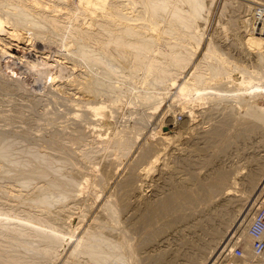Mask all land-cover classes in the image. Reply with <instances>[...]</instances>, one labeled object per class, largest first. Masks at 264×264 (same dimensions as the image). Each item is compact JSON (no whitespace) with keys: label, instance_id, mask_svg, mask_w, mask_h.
I'll return each instance as SVG.
<instances>
[{"label":"rangeland","instance_id":"374dc122","mask_svg":"<svg viewBox=\"0 0 264 264\" xmlns=\"http://www.w3.org/2000/svg\"><path fill=\"white\" fill-rule=\"evenodd\" d=\"M121 1L125 2V0ZM206 1L207 3L212 1V3L208 11H203V18L197 21L199 30L202 32V41L198 50L194 43L189 41V38L181 35V42L185 46L187 45V49H195L196 52H193L192 62L183 70L178 81H181L182 78L185 79L190 74L189 72L195 69V65L202 63L205 70L202 72L206 75V77L204 76L205 83L198 86L199 89L197 88L198 93L190 94L185 99L172 98L175 91L179 88V90L182 89L181 83H177V86L174 84L177 90L175 87L168 88V86L160 88V85L146 89L145 85L149 86L150 76L144 80L147 81V84L143 85L141 75L144 74L140 70L137 72L139 74L132 76L125 67H122L118 69L121 72L117 70L109 76L112 81L106 80L108 77L102 74V72L105 73L103 66L96 62L81 60L74 54L75 57H73L69 51L68 48L71 45L83 44L82 40L77 39V42L73 40L76 38L69 37L66 40V37L61 33H53L47 24L41 25L47 37L42 43V45L44 44L43 49L41 47L42 53L28 50L25 56L20 57L22 60L17 59V61H6L0 57V142L2 145L4 143L9 145L8 158H0V221H2L0 222V232L4 233V236L6 235L2 237L0 233L1 251L10 250L13 247V250L8 252L9 255L11 253L13 255L15 250L14 252H19L15 254L22 257V260L27 262L32 260L31 264L41 262V264H66L67 262L64 261L75 264L78 259L77 262L83 264L87 256L83 253H80L84 255H81V258L76 256L77 240L86 229L99 227L97 228L99 232L105 233L110 239L113 237L111 240L114 242L123 243L124 246L127 241L126 244L130 249L127 248L129 252L124 251L127 256L126 264H264V253L260 257L247 255L246 247L250 243L246 232L248 228L245 229L244 224L241 223H239L240 226L239 224L234 226L237 220L244 219L245 221L247 217L250 223L255 212L261 209L260 206L264 207V119L252 117L249 111V107L264 108L263 87L256 86L259 89L254 87L258 81H262L264 78V0ZM56 3L54 2V4ZM74 3L73 0H70L66 3L63 2L64 5L62 3L59 5L75 9L76 6L72 7ZM49 4L53 3L50 1ZM61 6L58 8L62 9ZM4 8L3 10H6ZM67 8H63L62 13L67 12ZM84 10L76 11V16L72 14L73 18L79 16L77 19L80 23L85 21V23H90L91 21L90 25L92 26L96 20L101 22L102 17L97 16L99 11H93L96 13L95 17L93 14L90 16V10ZM0 16L2 20L4 19V25L10 27L11 17L1 11ZM159 30H149L148 33H153L155 38L161 37V42L158 41L159 38L157 39L161 44L174 41L167 39V35ZM6 35L1 34L0 38H4L3 41H0L1 43H7L9 38ZM31 39L30 42L35 38ZM48 40L50 41L47 42ZM85 44L91 53L99 54L101 52L98 43L93 41L92 43L85 42ZM207 47L219 55L218 57L222 55L221 60L223 61L221 62L224 64L218 59L208 56L205 51ZM57 48L62 50L61 53ZM181 48L185 51L182 46ZM63 54H67L69 58L72 57L75 62L77 61V67L75 68L73 63H70L73 62L72 60L62 58ZM38 65H42L44 71L46 68L47 72L45 71V73L41 69L42 66H39L41 69L39 70ZM59 66L66 67V70ZM88 69H93V72ZM64 70L66 73L63 72ZM94 70L97 75H94L96 74ZM39 71L44 73L40 72L41 75ZM226 72L232 74V81L229 80V74ZM54 73L56 76H60L54 78ZM85 74L87 75L85 76ZM98 74H102V76L99 77ZM251 74L256 80L251 78ZM75 75L80 76L76 77ZM72 76H75L74 79ZM82 76H89L88 79L97 77V80L105 82L104 84L113 83L115 85L116 83L117 86H115L120 91L117 89L115 94L118 95L108 98L105 85L99 88V90H105H103L104 93L103 91L98 92V96L91 92L82 95L76 88L78 80L81 81ZM207 76L210 77L206 80ZM137 77L141 79L138 80ZM241 78L248 79L247 85L251 87L250 90H253L252 93H255V96H250L248 91L239 89L240 83L239 86L237 83L241 82ZM60 79L62 80L60 81ZM69 80L75 82L72 84ZM190 80L191 78L187 81L191 83ZM225 81L227 82L224 83ZM127 84L133 85L129 87ZM126 89L129 91L128 93ZM228 89L230 90L228 91ZM156 93L164 95L160 101H152L151 97ZM180 103L182 107L178 105ZM223 115L225 119L222 117ZM162 137L166 139L165 142ZM160 138L162 143L159 142ZM148 148H152L153 151L148 158L144 159L142 167L145 174L142 177L137 175L130 177L133 168L142 159L144 152L149 150ZM37 151L46 156L44 159L46 163L32 155ZM112 162H114L113 165H111ZM34 171L43 172L42 176L44 177L37 175ZM33 172L36 174V178L31 175ZM25 178H27L26 181L30 180L24 182ZM56 179L60 180L63 187L67 189V197L60 199V196L54 194L53 197H49L51 201L45 208L38 203L36 205L37 201L34 202L38 197L36 194L43 191L39 189L40 192L36 188L42 187V185L45 187L49 185V181ZM125 182H133L136 186L128 194L132 199L128 198V204L123 207L119 196L124 191ZM213 187L216 188L215 191L210 190ZM205 189L209 190L204 191ZM46 190L48 188L44 189V191ZM177 193L180 196L174 198ZM167 197H172L171 208H175L172 209L173 212L171 211L173 214L161 217L155 224H145L142 217L147 210L162 204L167 200ZM39 206L41 207L39 208ZM112 207L115 208V211L112 210ZM181 207H188L186 211L188 215L179 212ZM262 212L264 213V208ZM157 214L159 213L157 212ZM27 215L33 218H29ZM35 215L36 218L40 217V223ZM41 215H45L46 219ZM95 216L100 219H94ZM41 217L53 222L54 224H51L53 227L54 225L58 226L54 229L61 238L58 236L57 244L59 245L56 247L55 254H41V257L35 251H27L21 244L20 247L19 243L16 245L17 248L10 246L11 242L14 243L11 235L13 237L16 232L21 230L24 235L27 233L25 237L22 235L24 244L28 243L29 245V242L33 240L36 244L34 247L38 246L40 250L44 245L43 242L46 243V241L40 240L42 242H39L36 240L38 238L32 235L37 228H40L43 220ZM23 218L25 219L23 220ZM27 219H33L31 221L36 226ZM17 221L27 224L24 225ZM140 222H142V226ZM38 224L39 226H37ZM92 224L99 225L96 227ZM27 225L28 227L24 228ZM16 226L21 228L18 227L17 230ZM137 226L138 228H136ZM25 229L30 230L28 232ZM32 230L33 232H30ZM154 230L157 232L146 240V244L144 239H147L149 232H154ZM72 232L75 233L72 234ZM62 233L64 234L62 235ZM230 234H233V238L228 241L232 246V251L221 252V247ZM7 235L9 236L7 237ZM62 236L66 237L62 238ZM71 237L73 238L71 239ZM142 243L147 245L146 248ZM35 244L31 243L32 246ZM235 247L242 252L241 257H236ZM72 250H75L74 253ZM20 251H22V256H20ZM71 252L74 255H71ZM33 253L38 255L34 258ZM76 253L80 255L78 251ZM245 254L247 256H244ZM0 256H2L1 252ZM0 258V261L4 259ZM5 261L4 259L3 262ZM3 262L0 264H8ZM120 264L125 263L120 261Z\"/></svg>","mask_w":264,"mask_h":264},{"label":"bare ground","instance_id":"6f19581e","mask_svg":"<svg viewBox=\"0 0 264 264\" xmlns=\"http://www.w3.org/2000/svg\"><path fill=\"white\" fill-rule=\"evenodd\" d=\"M51 1V3L53 4H49V2ZM58 6H57V3ZM59 1V2H58ZM66 1H70V0H0V11L2 13H5V15L7 14L8 17H11V22L10 23V27L9 26H5L4 25V19L2 20V17L0 16V36L1 34H7V38H6V42H0V57L2 58V60H9V61H17V59L22 60L20 57H23V55L25 56V53L29 50L30 52L32 51H38L41 52V47L43 49L44 44L42 45L43 41L45 40L46 34H44V31L41 28V25L43 24H47L48 26L51 27L53 33H61L62 35H64L66 37L69 38H76L73 40L79 39L83 41V44H73L71 45L68 49L69 51L72 53V55L74 54L75 56H79L82 59H84L86 62H96L99 65L103 66L105 68V73L102 72V74L104 76H107L108 78L106 80H108L110 75H113L115 72H117V70L119 68L125 67L130 75L134 76L137 75L139 73L137 72H142L144 75H141V78L143 79V85L147 84V81H144L147 79V77L150 78V81L148 80V85H145L146 89L147 87H151V86H155V85H160L161 86H168V88L171 87H175L174 84H176V86L178 84L181 83L182 85V89L181 90H177L175 87V91L176 93H173L172 98H184L190 96V94L193 93H198L197 88L198 86L202 85L205 83V77L206 75L204 74V72H202V70H204L202 67L203 63L201 65H195V69L192 72H189L187 75V77L184 79L182 78L181 81H178V77L181 76V74L183 73V70H185L188 65L190 64V62H192V55L194 54L193 52L195 49H187V45L185 46V44H183V42H181L182 38L181 35H184L186 38H189V41H192L195 45V47L197 48L196 50H198V46L199 44H201L200 42L202 41V32L199 30V26L197 24V21L199 19L203 18V11H208L210 9L209 6H211L212 1L208 4L206 0H125V2L121 1V0H73L75 3L72 7L76 6L75 9L74 8H67V6H65L68 10L67 12L65 11V13H62V9L65 8L64 6L62 7L61 5L63 4V2L66 3ZM54 2L56 4H54ZM60 3H62L61 5H59ZM68 4V3H67ZM87 4V6H86ZM64 5V4H63ZM66 5V4H65ZM233 5V4H232ZM59 6L62 7V9L58 8ZM69 6V5H68ZM6 8V10H3V8ZM4 8V9H5ZM87 8V9H86ZM90 10V16L93 14V16H95L96 13H94L93 11H99L97 16L99 15V17H102L101 22H98L96 20V23L92 25H90V23H85V22H81L76 18H73V15L76 16V11H80V10ZM61 11V13H60ZM76 12V13H75ZM73 14V15H72ZM80 14V13H79ZM87 14V13H86ZM82 16V15H80ZM86 16V15H85ZM96 17V16H95ZM98 17V18H99ZM100 17V18H101ZM86 18V17H85ZM88 19L89 16H88ZM76 20H78V22H76ZM87 20V19H86ZM92 20V19H91ZM84 21V20H83ZM88 21V20H87ZM100 21V20H99ZM229 21V20H228ZM147 22V24H146ZM234 23V22H233ZM161 25H163L161 27ZM227 25V24H226ZM234 25V24H233ZM45 26V25H44ZM43 27V26H42ZM233 27V26H232ZM46 28V27H45ZM160 29L161 32L163 34L167 35V39L169 40H174V41H167L165 43H159L161 42V37L155 38L153 36V33H148L149 30L151 31H155ZM225 29V28H224ZM228 29V27H227ZM159 30V31H160ZM224 32V31H223ZM47 33V32H46ZM57 33V34H58ZM160 33V32H159ZM226 33V31H225ZM60 34V35H61ZM50 36V35H48ZM55 36V35H54ZM59 36V35H58ZM31 38H35L34 41L30 42L29 40H32ZM47 38V37H46ZM50 38V37H49ZM52 38V36H51ZM50 38V39H51ZM58 38V37H57ZM68 38V40H69ZM4 38H0V41H3ZM53 39H55L53 37ZM59 39V38H58ZM58 39H56V41H59ZM158 39V41H157ZM163 39V38H162ZM64 40V39H63ZM71 40V39H70ZM50 40H48L47 42H49ZM96 42L98 43V45H100V49L101 52H99V54H93L91 53V51L87 48L88 46L85 44V42ZM46 42V43H47ZM52 42V41H51ZM60 42V41H59ZM78 42V41H77ZM235 42V41H234ZM75 43V42H73ZM59 44V43H58ZM64 46V43H62ZM70 44V43H69ZM46 45V44H45ZM50 45V44H49ZM95 45V44H94ZM47 46V45H46ZM45 46V48H46ZM51 46H53L51 44ZM55 46V44H54ZM181 46L185 49V51H183V49L181 48ZM189 46V45H188ZM237 46V45H236ZM44 48V49H45ZM61 48L62 45H61ZM40 50V51H39ZM57 50H59L57 48ZM44 51V50H43ZM46 51V50H45ZM44 51V52H45ZM52 51V50H51ZM56 51V49H55ZM62 50H59V52L61 53ZM64 51H66L64 49ZM63 51V52H64ZM98 51V50H97ZM206 53L208 56H210L211 58L214 59H218V61H223L221 60V56L218 57L219 55H216L209 47L206 48ZM204 51V52H205ZM224 51V50H223ZM58 52V53H59ZM68 52V51H66ZM69 52V53H70ZM94 52V51H92ZM29 54V53H28ZM35 54V53H34ZM32 55V54H31ZM38 55V54H37ZM36 55V56H37ZM40 55V54H39ZM54 55V54H53ZM59 55V54H57ZM70 55V54H69ZM73 55V57H75ZM35 56V57H36ZM76 56V57H77ZM46 57V56H44ZM40 58V57H39ZM43 58V57H42ZM47 58V57H46ZM62 58H68L70 60H72L73 63L72 65L76 68L77 67V61L75 62V60L71 57L69 58V56H67V54H63ZM1 60V59H0ZM25 60V58H24ZM31 60H35V59H31ZM39 60V59H38ZM67 60V59H66ZM83 60L84 63H86ZM27 61V60H26ZM41 61V60H40ZM58 61V60H56ZM63 61V60H61ZM80 61V60H78ZM201 61V60H200ZM25 62V61H23ZM28 62V61H27ZM36 62V61H35ZM43 62V61H42ZM41 62V63H42ZM44 62H46L44 60ZM55 62V61H54ZM64 62V61H63ZM217 62V60H216ZM18 63H20V61H18ZM29 63V62H28ZM33 63V62H32ZM76 65H75V64ZM80 63V62H79ZM222 63V62H221ZM21 64V63H20ZM39 64V62H38ZM47 64V63H45ZM57 64V63H56ZM60 64V63H59ZM64 64V63H63ZM224 64V63H222ZM21 65H24L23 63ZM37 65V64H35ZM34 65V66H35ZM258 65V64H257ZM28 66V65H27ZM30 66V65H29ZM39 66L41 67L42 65H38L37 68L39 69ZM43 66H45L43 64ZM41 67V69L43 70L44 67ZM47 67L48 64L46 65ZM52 66V65H51ZM63 66V65H61ZM87 66V65H86ZM22 67V66H20ZM60 67V66H59ZM58 67V68H59ZM74 67H72L74 69ZM88 67V66H87ZM230 67V66H229ZM258 67V66H257ZM51 68V67H50ZM62 69L66 67H60ZM92 68V67H90ZM194 68V66H193ZM231 68V67H230ZM35 69V67H34ZM39 69V70H41ZM61 69V70H62ZM94 69V68H93ZM93 69H88V70H93ZM235 69V68H234ZM32 70V69H31ZM51 70V69H49ZM59 70V69H58ZM60 70V71H61ZM65 70L63 72H65ZM72 70V69H71ZM70 70V71H71ZM96 70V69H95ZM94 70V72H95ZM140 70V71H139ZM228 70V69H227ZM38 70H36L37 72ZM44 71V70H43ZM46 71V68H45ZM44 71V72H45ZM97 71V70H96ZM100 71V70H99ZM103 71V70H102ZM120 71V70H118ZM205 71V70H204ZM208 71V70H207ZM236 71V70H235ZM41 71H39L40 73ZM44 72H41L42 74ZM47 72V71H46ZM45 72V73H46ZM72 72V71H71ZM89 72V71H88ZM93 72V71H92ZM121 72V71H120ZM210 72V71H209ZM207 72V73H209ZM35 73V72H34ZM38 73V72H37ZM40 73V74H41ZM66 73V72H65ZM64 73V74H65ZM83 73V72H82ZM97 75V72H95ZM100 73V72H99ZM124 73V72H123ZM206 73V72H205ZM227 74H229V80L232 81V74L226 72ZM239 73V72H238ZM39 74V75H40ZM41 74V75H42ZM63 74V73H62ZM102 74H98L99 77L102 76ZM118 74V73H117ZM121 74V73H120ZM241 74V73H240ZM40 75V76H41ZM48 75V74H46ZM53 75L54 78L60 76H56V74L54 73ZM53 75L51 74V77H53ZM67 75V74H66ZM65 75V76H66ZM71 75V74H69ZM68 75V76H69ZM73 75V74H72ZM87 74H85L86 76ZM122 75V74H121ZM125 75V74H124ZM130 75H129V79H130ZM208 75V74H207ZM235 75V74H234ZM237 75V74H236ZM62 76V75H61ZM67 76V77H68ZM76 76V75H75ZM74 76V77H75ZM80 76V75H78ZM76 76V77H78ZM82 76V80L79 81L78 80V84L76 87L78 89V91L80 90V93H82V95L84 93L89 94L88 92L93 93L94 95L96 94L98 96V92H102L103 90H99L100 87L105 86L106 85V90L105 92H107L106 94L108 95V98L111 97H115L118 94H115L116 91H120V89L118 87H116V83L115 85L112 84H104L105 82H101L100 80H97V77H93L91 79H88L87 77ZM93 76V74H92ZM103 76V77H104ZM117 76V75H116ZM205 76V77H204ZM213 76H215L213 74ZM211 76V77H213ZM219 76V75H218ZM216 76V77H218ZM231 76V77H230ZM242 76V75H241ZM249 76V75H248ZM39 77V76H38ZM43 77V76H42ZM64 77V76H63ZM70 77V76H69ZM73 77V76H72ZM73 77V79H74ZM98 77V79H99ZM102 77V78H103ZM128 77V75H127ZM209 79L210 76H207ZM225 77V76H223ZM50 78V77H49ZM53 78V80H54ZM90 78V77H89ZM105 78V77H104ZM133 78V77H132ZM138 80H140V77ZM191 78V83L189 81H187L188 79ZM251 78L253 80H256V78L253 77V75L251 74ZM76 79V78H75ZM79 79V78H78ZM81 79V78H80ZM123 79V78H122ZM222 79V78H221ZM226 79V78H224ZM51 80V79H50ZM52 80V81H53ZM62 79H60L61 81ZM71 80V79H70ZM69 80V81H70ZM115 80V79H114ZM131 80V79H130ZM129 80V81H130ZM194 83H192L193 81ZM214 80V79H213ZM223 80V79H222ZM239 80V79H238ZM248 80V79H247ZM245 78H241V82H238L237 85L240 83L239 89L242 91H248L250 96H255V93H252L253 90H250V86L247 85V81ZM250 80V79H249ZM264 80V78H263ZM263 80L258 81V83H254V87L259 86V87H263V91H264V82ZM58 81V80H57ZM65 81V80H64ZM108 81H112V80H108ZM107 81V82H108ZM209 81V80H208ZM221 81V80H220ZM251 81V80H250ZM54 82V81H53ZM71 83L73 82L70 81ZM75 82V81H74ZM73 82V83H74ZM140 82V81H139ZM227 81H225L224 83H226ZM234 82V81H233ZM257 82V81H256ZM72 83V84H73ZM110 83V82H109ZM178 83V84H177ZM220 83V82H219ZM223 83V84H224ZM230 83V82H228ZM232 83V82H231ZM54 84V83H53ZM61 84V83H60ZM70 84V83H69ZM130 84V83H128ZM127 84V85H128ZM134 84V83H133ZM131 84V85H133ZM142 84V83H141ZM140 84V85H141ZM212 84V82H211ZM218 84V83H217ZM76 85V84H75ZM131 85H128L129 87H132ZM143 85H141V87H143ZM210 85V84H209ZM220 85V84H218ZM137 86V85H136ZM157 86V87H158ZM221 86V85H220ZM163 87V88H164ZM180 87V86H178ZM222 87V86H221ZM121 88V87H120ZM152 88V87H151ZM154 88V87H153ZM159 88V87H158ZM253 88V86H252ZM257 88V87H256ZM260 88V89H261ZM118 89V90H117ZM125 89V88H124ZM134 89V86H133ZM138 89V88H136ZM145 89V90H146ZM167 89V88H166ZM199 89V88H198ZM259 89V88H257ZM155 90V89H153ZM163 90V89H162ZM161 90V91H162ZM168 90V89H167ZM166 90V91H167ZM222 90V89H221ZM221 90L219 91V93L221 92ZM230 89H228L229 91ZM124 91V90H123ZM127 91V89H126ZM148 91V90H147ZM157 91V90H156ZM217 91V90H216ZM256 91V90H255ZM125 92V91H124ZM129 91H127L128 93ZM159 92V90H158ZM174 92V91H173ZM224 92V91H223ZM231 92V91H230ZM104 93V91H103ZM123 92L121 91V94ZM126 93V92H125ZM124 93V94H125ZM133 93V92H132ZM213 93V91H212ZM217 93V92H216ZM224 93H227L226 91ZM101 94V93H100ZM164 94V93H163ZM221 94V93H220ZM115 95V96H114ZM120 95V94H119ZM217 95V94H215ZM51 96V95H50ZM96 96V97H97ZM164 95H162V93H156L152 95V101L154 100H161V98ZM218 96V95H217ZM81 97V96H80ZM103 97V96H102ZM192 97V96H191ZM223 97V96H222ZM226 97V96H225ZM120 98V97H119ZM150 98V99H151ZM106 99V98H105ZM125 99V98H124ZM140 99V98H139ZM187 99V98H186ZM208 99V98H207ZM226 99V98H225ZM228 99V98H227ZM230 99V98H229ZM94 100V99H93ZM103 100V98H102ZM130 100V99H129ZM193 100V99H192ZM214 100V99H213ZM109 101V100H108ZM113 101V100H112ZM122 101V100H121ZM182 101V100H181ZM95 102V100H94ZM133 102V101H132ZM116 103V102H114ZM182 105L184 106L183 102H181ZM181 103L178 104L180 107ZM87 104V103H86ZM99 105V104H98ZM104 106V105H102ZM138 108V107H137ZM228 108V107H227ZM249 111L251 112V116L252 117H256L257 119L263 120L264 119V108H260V107H249ZM180 109V108H179ZM190 110H192L190 108ZM247 110V109H246ZM155 111V110H154ZM195 111V110H194ZM192 112V111H191ZM220 112V111H219ZM94 113V112H93ZM184 113V112H183ZM187 113V112H186ZM185 113V114H186ZM225 113V112H224ZM229 113V112H228ZM188 114V113H187ZM196 114V113H195ZM223 114V113H222ZM197 115V114H196ZM225 115V114H224ZM224 115L222 117H224ZM247 115V114H244ZM193 116V115H192ZM133 119V118H132ZM225 119V117H224ZM220 120V119H219ZM136 127V126H135ZM142 128V127H141ZM164 136V135H163ZM166 137V136H165ZM163 138V137H162ZM133 139V138H132ZM164 139V138H163ZM166 139H164L163 141L165 142ZM153 141V140H152ZM159 142L162 143V139H159ZM1 143V142H0ZM116 143V142H115ZM153 143V142H152ZM5 144V145H4ZM2 145H0V158H6L8 156V148L9 145H7L6 143H4ZM147 144V143H146ZM169 144V143H168ZM163 146V144H161ZM158 147V146H157ZM118 148V147H117ZM130 148V147H129ZM104 149V148H103ZM119 149V148H118ZM149 150H146L144 152V155L142 156V159L137 163V165L135 166V168H133L130 177L131 176H139L142 177L145 173H143V167L142 165L144 164V159L149 157V154L152 153L153 149L152 148H148ZM159 149V147H158ZM106 150V149H105ZM143 150V149H141ZM155 151V150H154ZM29 153V152H28ZM118 153V152H117ZM112 154V153H111ZM120 154V153H119ZM35 157H39V159H41V162H45L46 160V156L40 152H35L34 154H32ZM107 155V154H106ZM119 156V155H118ZM115 157V155H114ZM8 158V157H7ZM36 158V159H37ZM118 158V157H117ZM120 158V157H119ZM154 159V158H153ZM48 160V159H47ZM116 160V159H115ZM51 161V160H50ZM117 161V160H116ZM151 161V160H150ZM115 162V161H114ZM114 162H112L111 165L114 164ZM39 163V162H38ZM46 163V162H45ZM116 163V162H115ZM148 163V162H146ZM151 163V162H150ZM29 164V163H28ZM34 164V163H32ZM43 164V163H40ZM136 164V163H135ZM46 165V164H45ZM49 165V164H48ZM110 165V164H109ZM51 166V165H50ZM16 167V166H15ZM48 167V166H47ZM113 167V166H112ZM26 168V167H25ZM114 168V167H113ZM130 168V169H131ZM44 169V168H43ZM50 169V168H49ZM52 169V168H51ZM58 170V168H56ZM18 170V169H17ZM60 170V169H59ZM114 170V169H113ZM54 171V170H53ZM109 171V170H108ZM20 172V171H19ZM28 172V171H27ZM37 175L42 176L43 172L41 171H34ZM33 172V177L36 176V174ZM55 172V171H54ZM8 173V172H7ZM45 173V171H44ZM3 174V173H2ZM6 174V173H4ZM24 174V173H23ZM35 174V175H34ZM113 174V173H112ZM11 175V174H10ZM29 175V176H31ZM107 175V174H106ZM22 177V176H21ZM32 177V176H31ZM44 177V176H42ZM36 178V177H35ZM50 178V177H49ZM22 179V178H21ZM27 178H25L24 182H28V179L26 181ZM34 179V178H33ZM33 181V180H32ZM54 182V183H53ZM264 182V181H263ZM23 184V183H22ZM49 185L43 187L38 186L36 189H41L43 190L41 192V190H39L41 193L40 194H36L38 195V197L36 198L35 204L38 203L40 205H42L44 208L46 207V205H49L50 203V198L53 197L52 195L56 194L58 196H60L59 198H66L67 197V189H65L63 187V183H61L60 180H53V181H49L48 183ZM119 184V183H118ZM116 184V185H118ZM123 184V183H122ZM138 184V183H137ZM196 184V183H195ZM28 185V184H26ZM79 185V184H77ZM76 185V186H77ZM143 185V184H142ZM200 185V184H199ZM216 185V184H215ZM67 186V184H66ZM81 186V185H80ZM136 185H134L133 182H125L123 185V192L121 193L120 197V201L122 206L124 207L126 204H128L127 199L130 198L128 194L130 193V191L133 189V187L135 188ZM198 186V184H197ZM50 187V188H49ZM53 189H52V188ZM78 187V186H77ZM201 187V186H199ZM47 189L46 191H44V189ZM80 188V187H79ZM122 188V186L120 187V189ZM137 188V187H136ZM25 189V188H24ZM35 189V187H34ZM52 189V190H51ZM55 189V190H54ZM119 189V188H118ZM216 188H212L210 189L211 191H215ZM209 189H205L204 191H208ZM38 191V192H39ZM210 191V192H211ZM37 192V191H35ZM71 192V191H70ZM78 192V191H77ZM203 192V190H202ZM27 195V194H26ZM55 195V198L57 197ZM78 195V194H77ZM215 195V193L213 194V196ZM15 196V195H14ZM128 196V197H127ZM180 194L177 193V195L175 194L174 198L179 197ZM201 196V195H200ZM207 196V195H206ZM5 197V196H4ZM50 197V198H49ZM98 197V196H97ZM17 198V197H16ZM173 198V199H174ZM34 199V198H33ZM59 199V200H60ZM132 199V198H130ZM24 200V199H23ZM28 200V199H27ZM58 200V199H57ZM54 201V200H53ZM189 201V200H188ZM171 202H172V197H167V200L164 201L162 204H158L157 206H153L151 209H148L147 212L143 215L142 219L143 221L146 223H151V224H155L161 217H164L166 215H169L170 213L173 214L172 209L175 208H171ZM11 203V202H10ZM24 203V202H23ZM131 203V202H130ZM181 203V202H180ZM34 204V205H35ZM36 204V205H38ZM66 204V203H65ZM174 205V204H173ZM198 205V204H197ZM66 206V205H65ZM184 206V205H183ZM15 207V206H14ZM41 206H39L40 208ZM59 207V206H58ZM63 207V206H62ZM111 207V206H110ZM178 207V206H177ZM195 207V206H194ZM43 208V209H44ZM48 208V207H47ZM119 208V207H118ZM126 208H129L126 206ZM188 208V207H187ZM186 207H181V209L179 210V212H181L182 214H186L188 215ZM179 209V208H178ZM190 209V208H189ZM32 210V209H31ZM48 210V209H47ZM112 210L115 211V208L112 207ZM126 210V209H125ZM141 210V209H140ZM12 211V210H11ZM121 211V210H118ZM127 211V210H126ZM172 211V212H171ZM259 211V210H258ZM43 212V211H42ZM50 212V211H49ZM83 212V211H82ZM105 212V211H104ZM136 212V211H135ZM159 213L156 215V213ZM1 213V212H0ZM48 213V212H47ZM176 213V211H175ZM178 213V212H177ZM28 214V213H27ZM31 214V213H29ZM34 214V213H33ZM32 214V215H33ZM44 214V212H43ZM52 214V213H51ZM60 214V213H59ZM83 214V213H81ZM6 215V214H5ZM117 215V213H116ZM156 215V216H155ZM28 216V215H27ZM39 216V215H38ZM37 216V217H38ZM42 216V215H41ZM45 216V215H44ZM44 216H42L43 218H45ZM101 216V215H100ZM138 216V215H137ZM236 216V215H235ZM29 218L31 216H28ZM41 217V218H42ZM81 217V216H80ZM83 217V216H82ZM109 217V216H108ZM2 218V217H1ZM7 218V217H6ZM20 218V217H19ZM22 218V217H21ZM20 218V219H21ZM26 218V217H25ZM23 218V220L25 219ZM33 218V217H31ZM36 218V215H35ZM40 217L36 218L37 220ZM42 218V219H43ZM52 218V217H51ZM103 218V217H102ZM127 218V217H126ZM241 218V216H240ZM245 218V217H244ZM14 219V218H13ZM46 219V218H45ZM42 220V224L41 226H39V224L37 226H39L40 228H37L34 231V235H32L35 238H38L36 240H39V242L42 241H46V243L43 242V246L42 248H40V250L38 249V246L35 248L34 246H36L35 241H28L30 244V246L28 245V243L24 244L23 240L24 238H22V235H24V233H22L21 230H19L18 232L15 233V235H11L12 240L14 241V243H10V246H14L16 247V245L19 243V246L21 247V245L23 246L24 249H26L27 251H35L38 254H40V256L42 257V255H46V254H55V252L57 251L56 247L59 245L57 244L59 242V237L60 235H57L56 230L54 229L53 222L48 221V220ZM50 219V218H49ZM94 219H100V218H95ZM133 219V218H132ZM253 219V216H252ZM252 219L250 220V223L252 221ZM6 220V219H4ZM10 220V219H9ZM29 219H27L28 221ZM33 219H30L29 222H33L31 221ZM36 220V221H37ZM54 220V219H53ZM8 221V220H6ZM26 221V220H25ZM40 219L39 222L40 223ZM58 222V220H56ZM108 221V220H107ZM110 221V220H109ZM118 221V220H117ZM136 221V220H135ZM134 221V222H135ZM244 219H240L237 220L235 225H238L239 223L244 224V228L247 229L249 226V218L247 217V220L244 221ZM2 222V221H0ZM18 222V221H17ZM21 222V221H19ZM18 222V223H19ZM51 222V223H49ZM103 222V221H101ZM112 222V221H111ZM22 224L24 222H21ZM34 223V222H33ZM66 223V222H65ZM104 223V222H103ZM141 226L143 225L142 222H140ZM233 223V222H232ZM4 224V223H3ZM2 224V225H3ZM27 223H24V225ZM31 224V223H30ZM49 224V225H48ZM224 224V223H223ZM246 224V225H245ZM18 225V224H17ZM21 225V224H20ZM29 225V223H28ZM24 226L25 227H28ZM33 225V224H32ZM35 225V223H34ZM94 225V224H92ZM99 225V224H98ZM98 225H94V226H98ZM132 225V223H131ZM225 225V224H224ZM5 226V225H4ZM3 226V227H4ZM31 226V225H30ZM36 226V225H35ZM88 226V225H87ZM90 226V224H89ZM93 226V227H94ZM104 226V225H102ZM134 226V225H132ZM233 226V227H234ZM240 226V224H239ZM238 226V227H239ZM1 227V225H0ZM17 227V226H16ZM19 228H21L20 226H18ZM17 227V230H18ZM32 227V226H31ZM58 227V226H57ZM55 227V228H57ZM92 227V228H93ZM116 227V226H114ZM213 227V226H212ZM221 227V226H220ZM226 227V225H225ZM5 228V227H4ZM3 228V229H4ZM8 228V227H7ZM23 228V227H22ZM23 228V229H24ZM34 228V229H35ZM87 228V227H86ZM99 228V227H97ZM90 229L88 228V230L86 229V231L82 234V236H80V238L77 240L78 242L76 243V247L75 250L78 251V253H83L84 255L87 256V259L85 260V262L83 261V264H120V261H124V263L126 264V260H127V256H125L124 251L125 252H129L127 251V248H129L126 244V242L124 243H116L113 240H111L109 237H107L105 235V233L103 232H99V229ZM106 228V227H105ZM113 228V226H112ZM132 229V227H130ZM138 228V226L136 227ZM217 228V227H216ZM222 228V227H221ZM14 229L15 226H14ZM13 229V230H14ZM22 229V230H23ZM33 229V228H31ZM73 229V228H72ZM97 229V231H96ZM102 229V228H101ZM144 229V227H143ZM214 229V228H212ZM28 230V229H25ZM24 230V231H25ZM30 230V229H29ZM28 230V232H29ZM59 230V229H58ZM103 230V229H102ZM113 230V229H112ZM137 230V229H136ZM140 230V229H138ZM157 230V229H156ZM232 230V229H231ZM4 231V230H3ZM2 231V232H3ZM64 231V230H63ZM76 231V230H75ZM108 231V230H107ZM116 231V230H115ZM118 231V230H117ZM7 232V231H4ZM30 232H33L30 231ZM157 231L154 230V232H149V237L147 235V239H144L145 241L148 240L154 233H156ZM226 232V231H225ZM247 232V237L249 238L250 243L247 244L246 247V252L247 255H254L255 257H260L263 253H264V228L261 229V231L256 235V238H254L253 235L249 234L248 229L246 230ZM1 233V232H0ZM14 233V232H13ZM75 232H72V234ZM112 233V231H111ZM223 233V231H222ZM4 234V233H3ZM2 233V237L4 236ZM7 234V233H6ZM9 234V233H8ZM64 233H62L63 235ZM71 234V233H70ZM27 235V233H26ZM24 235V237L26 236ZM69 235V234H68ZM75 235V234H74ZM6 236V235H5ZM4 236V237H5ZM9 235H7L8 237ZM30 236V235H28ZM31 236V237H32ZM59 236V237H58ZM72 236V235H71ZM109 236V235H108ZM131 236V235H130ZM66 236H62V238H65ZM70 237V236H69ZM116 237V236H115ZM132 237V236H131ZM34 238V239H35ZM61 238V237H60ZM73 237H71L72 239ZM117 238V237H116ZM233 238V234L229 235L226 240V242H224L223 246L221 247L222 251H232V246L229 245V242L231 239ZM26 239V238H25ZM70 239V240H71ZM75 239V238H74ZM254 239L256 241H261L263 243V247L260 250H256L253 247V241ZM5 240V239H4ZM11 240V241H12ZM28 240V238H27ZM42 240V241H40ZM61 240V239H60ZM127 240V239H126ZM2 241V240H1ZM25 241V240H24ZM62 241V240H61ZM144 241V242H145ZM38 241H36V243H39ZM69 242V241H67ZM31 243H34L35 245H31ZM217 243V242H216ZM1 244V242H0ZM4 244V243H3ZM21 244V245H20ZM68 244V243H67ZM145 245V243H142ZM147 244V241H146ZM218 244V243H217ZM250 244V245H249ZM39 245V244H38ZM9 246V247H10ZM147 245H145L144 248H146ZM231 246V247H230ZM8 247V249H9ZM40 247V246H39ZM126 249H125V248ZM215 247V244H214ZM230 247V249H229ZM17 248V247H16ZM22 248V249H23ZM124 248V249H123ZM144 248H140L141 250H143ZM15 249V248H14ZM23 249V250H24ZM74 249V248H72ZM130 249V248H129ZM128 249V250H129ZM215 249V248H214ZM2 249H0V252L2 254V256L6 261L3 262L4 259H2L0 261L3 263H8V264H31L32 260L30 262L24 261L22 260V257H18L17 254L19 252H17V254H15L16 252L13 251V255H9L8 252L13 250V247L10 248V250H5V251H1ZM19 250V249H17ZM38 250V251H37ZM75 250H72V252L74 253ZM26 251V252H27ZM75 251L76 256L79 258H81V255H77ZM139 251V250H138ZM239 253L236 254V257H241L242 256V252L240 251V249H238ZM5 252V253H2ZM22 251H20L21 254ZM71 252V253H72ZM141 252V251H139ZM31 253V252H30ZM34 254V258L35 256H37L38 254ZM70 253V252H69ZM71 255H74V254ZM231 253V252H230ZM25 254V253H24ZM42 254V255H41ZM57 254V253H56ZM59 254V253H58ZM144 254V253H143ZM216 254V253H215ZM16 255V256H14ZM28 255V254H27ZM31 255V254H29ZM83 255V256H84ZM129 255V254H128ZM246 254L244 256H247ZM22 256V254L20 255ZM55 256V255H54ZM57 256V255H56ZM68 256V255H67ZM70 256V255H69ZM76 256L74 257V259L76 258ZM82 256V258H84ZM160 256V254H159ZM157 256V257H159ZM39 257V256H38ZM51 257V256H50ZM146 257V256H145ZM150 257V255H149ZM249 257V256H248ZM30 258V257H29ZM32 258V257H31ZM68 258V257H66ZM129 258V257H128ZM141 258V257H140ZM139 258V259H140ZM213 258V257H212ZM1 259V258H0ZM27 259V258H26ZM25 259V260H26ZM33 259V258H32ZM53 259V258H52ZM69 259V258H68ZM154 259V258H153ZM36 260V259H35ZM66 260V259H65ZM79 260V259H78ZM77 260V261H78ZM70 261V260H69ZM77 261H75V264H79ZM173 261V260H172ZM36 262V261H35ZM34 262V263H35ZM67 262L66 264H73V263H68V261H64ZM131 262V261H130ZM157 262V260H156ZM262 262V260H261ZM42 263V262H41ZM39 263V264H41ZM82 263V262H81ZM63 264V263H62ZM146 264V263H145ZM151 264V263H150ZM170 264V263H169Z\"/></svg>","mask_w":264,"mask_h":264},{"label":"built area","instance_id":"2783aa9c","mask_svg":"<svg viewBox=\"0 0 264 264\" xmlns=\"http://www.w3.org/2000/svg\"><path fill=\"white\" fill-rule=\"evenodd\" d=\"M260 207H261V209L259 211L257 210L255 212V214L253 216V219H252L251 223L248 226V232H249V234L253 235L254 238H256V235L261 231L262 228H264V213L262 212V209L264 207H262V206H260ZM253 247L256 250H260L263 247V243L260 240L256 241L254 239ZM234 252L236 254L239 253L237 247L234 248Z\"/></svg>","mask_w":264,"mask_h":264}]
</instances>
